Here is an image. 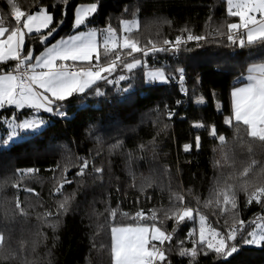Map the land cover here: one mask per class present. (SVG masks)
Instances as JSON below:
<instances>
[{
    "label": "trees",
    "instance_id": "trees-1",
    "mask_svg": "<svg viewBox=\"0 0 264 264\" xmlns=\"http://www.w3.org/2000/svg\"><path fill=\"white\" fill-rule=\"evenodd\" d=\"M93 2L96 0H68L65 5L62 0H15L26 12L34 11L38 5L46 6L54 21H59L66 11V24L55 38L73 31L77 5ZM133 19L139 26L132 35L141 46L149 40L158 47L164 39L175 41L177 35L187 36L185 29L207 40L200 41L199 47L196 41L188 42L175 55L159 52L147 58V70L163 68L172 77L170 83L146 85L145 69L138 68L134 91L119 102L118 89L126 86L124 82L116 87L100 82L106 97H89L87 105L79 109L80 100L70 98L66 103L68 119L49 114L48 127L40 136L17 140L10 150L0 151V233L5 237L0 264H111V227L150 223L134 219L137 211L150 216V209H167L170 197L180 194L186 204L193 209L199 207L216 227L218 219L220 225L225 218L231 222V217L221 215L215 204L204 207L205 201L212 198L217 180H227L238 188L247 179L249 192L254 186L264 185V142L249 137L243 124L239 125V133L234 120L231 126L224 124L225 117L231 114L233 87L245 81L250 64L264 62L258 56L250 57L248 49L217 42L223 39L226 43V37H220L217 30L226 31V24L234 20L227 14L226 1L99 0L98 13L90 26L103 29L110 24L119 36L120 22ZM0 20L5 27L15 26L7 0H0ZM32 46L36 53L43 49L35 33L26 38V47ZM180 67L185 69L186 86L171 83L179 75L175 69ZM117 74L113 73V77ZM181 87L187 96L181 93ZM199 97L205 99L204 104L195 102ZM177 100L182 103L177 105ZM169 111L174 113L171 119ZM12 114L11 108L0 109V147L7 139L4 119ZM16 115L22 120L28 111H18ZM194 122H202L204 127L196 128ZM212 125L225 136L224 142L210 135ZM185 144L191 145L187 152ZM84 159L89 161L87 171L91 172L92 164L103 169L101 179L95 173L83 182L78 177L74 179ZM65 167L67 178L73 182L65 184L62 191L65 195L75 192V196L66 214L45 217L46 212L55 213L57 201L63 199L53 192V178L59 177ZM246 167L250 169L247 177H240ZM29 168L38 171L17 172ZM28 188L34 191H25ZM17 200L24 214L16 208ZM237 206L239 219L244 221L264 214L261 205L247 204L243 191L237 192ZM113 209L115 218L110 215ZM157 215V226L173 233L172 241L165 242V247L170 248L169 264H189L190 258L181 257L179 249L192 247L190 230L195 229L198 238V216L176 225L174 220H165L162 212ZM228 260L230 264H264V247L243 246ZM198 264L227 262L209 254L200 255Z\"/></svg>",
    "mask_w": 264,
    "mask_h": 264
},
{
    "label": "snow or ice",
    "instance_id": "snow-or-ice-1",
    "mask_svg": "<svg viewBox=\"0 0 264 264\" xmlns=\"http://www.w3.org/2000/svg\"><path fill=\"white\" fill-rule=\"evenodd\" d=\"M62 2L68 4V0ZM7 3L11 7L15 26L5 27L0 20V109L11 108L13 114L10 118L4 119L7 125V139L3 140L0 151L10 150L17 140L40 136L42 130L48 127V122L40 116L41 112L68 119L66 103H70L69 98L76 97L80 100L77 105L79 109L87 105L89 97H106L107 92L102 89L100 82L113 87L124 82L126 86L118 89L121 95L119 102H123L134 91L133 82L137 79L138 68L145 69L143 80L146 85L167 84L172 78L171 75L163 68L147 70V58L159 52H172L175 55L188 42L196 41L199 47L200 41L207 40L206 36L194 35L185 29L184 31L188 32L186 37L177 35L174 42L164 39L163 45L167 47H158L151 40L141 46L132 35L139 26L136 19L122 20L119 36L110 24L103 29L90 26L99 9V0H96L93 3L77 5L74 10L72 34H66L49 43L48 38L64 24L66 11L62 13L59 21H54L53 14L46 6L38 5L34 11L26 12L15 3V0H7ZM227 14L238 17L239 20L227 23L226 31L218 29L220 37H226V43L223 39L217 42L225 47L248 49L250 57L258 56L264 61V0H227ZM33 33L37 35L39 43L43 46V50L38 54H34L32 47H26V38ZM138 53L141 54L140 57L136 55ZM175 71L179 74L180 84L183 85L185 69L180 67ZM117 72L118 74L113 77V73ZM247 72L246 83L231 91V114L225 117L224 124L231 126L234 120L237 133L240 131L239 125L243 124L247 127L249 137L264 142V62L250 64ZM180 90L187 95L186 89L181 87ZM195 102L202 104L203 97L197 98ZM181 103V100L176 101L177 105ZM25 108L31 110L32 115L21 120L16 112ZM173 115L172 111L168 112L169 119ZM193 126L204 127L202 122H194ZM210 135L214 138L218 137L220 142L225 141V136L218 134L215 125L211 126ZM196 147H200L199 136L196 137ZM190 148L191 145H184L186 152ZM89 167V161L84 159L79 164L74 179L78 177L80 182H83V179L92 173L98 174L97 179L102 178L101 167L92 164L91 172L87 171ZM59 168L60 166L57 165V169ZM249 170L248 167L244 168L239 174L240 177H247ZM21 171L30 174L38 169H17V172ZM67 172L68 168L65 167L60 170L59 177L53 178V192L62 195L63 199L57 201L55 213L46 212L45 217L58 218L69 210L75 192L65 195L62 191L65 184L73 182L67 178ZM249 186L250 182L247 179H244L238 188L227 180H217L211 194L212 198L205 201L204 207L208 208L215 204L221 215L231 217V222L225 218L224 223L220 225L218 219L216 227L208 223V216L203 214L199 207L193 209L186 204L185 197L180 194H176L174 198L170 197L167 209H150V216H146L143 210L137 211L134 219L150 221V223L137 222L111 227V264H169L167 252L170 248L165 247V242L172 241L173 233L157 226L158 211L162 212L165 220H174L176 225L186 220H194L198 216V238H195L196 230H190L188 237L191 238L192 247L181 246L179 249L181 257L190 258L189 264H198L200 255L209 254H214L216 258H222L230 264L228 258L239 254L243 246L264 247V215L249 221L247 227L246 222L239 219L238 191L245 193L248 205L255 202L264 207V185L254 186L251 192ZM25 191L34 190L28 188ZM197 204L199 205V198ZM16 208L24 214L19 200ZM110 215L115 218L116 210H111ZM123 215L128 214L123 213ZM58 222L57 219L56 223ZM163 222L164 220L160 221L161 224ZM52 226L55 229V224ZM175 231L174 227L173 232ZM4 240V235L0 233V247H3ZM177 243L183 244L182 241Z\"/></svg>",
    "mask_w": 264,
    "mask_h": 264
},
{
    "label": "rangeland",
    "instance_id": "rangeland-1",
    "mask_svg": "<svg viewBox=\"0 0 264 264\" xmlns=\"http://www.w3.org/2000/svg\"><path fill=\"white\" fill-rule=\"evenodd\" d=\"M225 1H226V8H227V0H225ZM233 18H234V20H233L231 23H233V22H238V20H239L238 17H233ZM98 29H99V28H98ZM81 30H84V29H81ZM43 31H45V30H43ZM69 34H72V32H70ZM117 35H118V34H117ZM64 36H65V35H64ZM60 37H62V35L59 36V37H57V38H55V39L52 40L51 42H55V40L58 39V38H60ZM101 39H102V38H101ZM51 42H50V43H51ZM42 50H43V49H42ZM42 50H40V51H42ZM40 51H39V52H40ZM39 52H38V53H39ZM38 53H36V54H38ZM68 63H71V62H68ZM257 63H260V62H257ZM153 70H154V69H153ZM247 75H248V72H246L245 75H244L245 80H246ZM244 83H246V82H244ZM244 83L237 84V85H235L233 88H235V87H240V86H242ZM227 86H228L227 84H226V85H223V87H227ZM232 90H233V89H232ZM69 99H70V98H69ZM24 110H27V111H28V115H25L23 119H25V118H30L31 115H32L31 110L25 108V109H22V110H19V111H24ZM49 114H50V113L41 112V113H40V116H41L43 119H45V120L49 123V121H50ZM23 119H22V120H23ZM208 223H210L212 226H214L213 222H211V221H209V220H208ZM214 227H215V226H214ZM162 230H164V229H162ZM156 243H158V242H156ZM254 247H255V246H254Z\"/></svg>",
    "mask_w": 264,
    "mask_h": 264
},
{
    "label": "built area",
    "instance_id": "built-area-1",
    "mask_svg": "<svg viewBox=\"0 0 264 264\" xmlns=\"http://www.w3.org/2000/svg\"><path fill=\"white\" fill-rule=\"evenodd\" d=\"M182 36L186 37V35H182ZM173 42H174V41H173ZM160 46H164V47H166V46L163 45V44L160 45ZM176 57H177V55H176ZM147 65H148V69H149V68H150V65L148 64V62H147ZM168 83H170V82H168ZM171 83L179 84L180 82H179L178 77H177V79H173V80L171 81ZM155 84H156V83H155ZM183 84L186 86L187 81L185 80ZM185 96H187V95H185ZM54 116H55V115H54ZM261 215H264V214H261ZM261 215H258V216H261ZM258 216H256V217H258ZM254 218H255V217H254ZM254 218H251V219H249L248 221H245V222H246V225L248 224L249 221H251V220L254 219Z\"/></svg>",
    "mask_w": 264,
    "mask_h": 264
},
{
    "label": "water",
    "instance_id": "water-1",
    "mask_svg": "<svg viewBox=\"0 0 264 264\" xmlns=\"http://www.w3.org/2000/svg\"><path fill=\"white\" fill-rule=\"evenodd\" d=\"M66 24V17H65V22L63 25L60 26V28H58L57 32L53 34L52 37H49L48 38V42L50 43L52 40L55 39V37L58 35V33L60 32V30L65 26ZM32 48L34 49V54H36V49L32 46Z\"/></svg>",
    "mask_w": 264,
    "mask_h": 264
},
{
    "label": "crops",
    "instance_id": "crops-1",
    "mask_svg": "<svg viewBox=\"0 0 264 264\" xmlns=\"http://www.w3.org/2000/svg\"><path fill=\"white\" fill-rule=\"evenodd\" d=\"M45 31H46V30H45ZM33 34H34V33H33ZM243 78H244V77H243ZM244 79H245V78H244ZM244 82H246V80H245ZM244 82H243V83H244ZM203 101H204V102H203L202 104L205 103V99H203ZM218 107L221 108V104H219Z\"/></svg>",
    "mask_w": 264,
    "mask_h": 264
}]
</instances>
